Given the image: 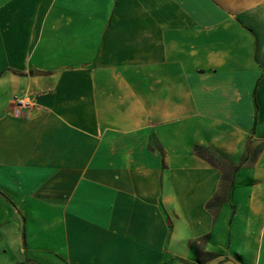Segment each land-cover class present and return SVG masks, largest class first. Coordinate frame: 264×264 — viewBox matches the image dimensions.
I'll return each instance as SVG.
<instances>
[{"label": "crops", "instance_id": "1", "mask_svg": "<svg viewBox=\"0 0 264 264\" xmlns=\"http://www.w3.org/2000/svg\"><path fill=\"white\" fill-rule=\"evenodd\" d=\"M0 264H264V0H0Z\"/></svg>", "mask_w": 264, "mask_h": 264}, {"label": "trees", "instance_id": "2", "mask_svg": "<svg viewBox=\"0 0 264 264\" xmlns=\"http://www.w3.org/2000/svg\"><path fill=\"white\" fill-rule=\"evenodd\" d=\"M194 150L197 154L201 155L202 157H205L211 163L218 164L223 169L227 166V162L222 156L218 155L217 153L211 151L206 147L195 145ZM208 205H210V203Z\"/></svg>", "mask_w": 264, "mask_h": 264}, {"label": "built area", "instance_id": "3", "mask_svg": "<svg viewBox=\"0 0 264 264\" xmlns=\"http://www.w3.org/2000/svg\"><path fill=\"white\" fill-rule=\"evenodd\" d=\"M13 100L18 109H27L33 105V100L27 95L13 97Z\"/></svg>", "mask_w": 264, "mask_h": 264}, {"label": "water", "instance_id": "4", "mask_svg": "<svg viewBox=\"0 0 264 264\" xmlns=\"http://www.w3.org/2000/svg\"><path fill=\"white\" fill-rule=\"evenodd\" d=\"M35 74H38L39 72L38 71H34Z\"/></svg>", "mask_w": 264, "mask_h": 264}]
</instances>
